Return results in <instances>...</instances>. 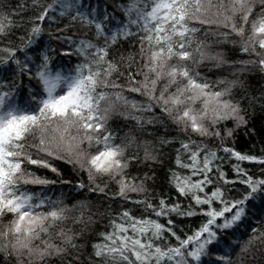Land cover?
Wrapping results in <instances>:
<instances>
[{"label":"snow or ice","instance_id":"6c2138e0","mask_svg":"<svg viewBox=\"0 0 264 264\" xmlns=\"http://www.w3.org/2000/svg\"><path fill=\"white\" fill-rule=\"evenodd\" d=\"M115 8L123 19L92 0H30L27 7L0 0L2 264H243L250 246L264 241V231L253 227L247 241L233 238L225 245L228 251L222 250L221 237L243 226L249 202L264 206V149L256 155L229 146L234 129L227 122L247 123L233 95L243 85L240 76L264 74V0H127ZM25 11L30 12L26 17ZM193 22L228 28L221 35H235L238 40L231 43L249 59L229 61L223 52H211L197 38ZM130 37L139 42V60L116 47ZM206 63L227 66L236 78L209 80L200 72ZM126 92L147 102L130 99ZM156 108L185 138L175 149L177 170L169 169L168 176L177 197L161 196L153 203L144 194L155 176L146 171L142 178H129L128 170L134 162H162L161 148L176 143L160 138V147L150 149L145 141L139 156L134 133L158 122ZM117 116L134 122L123 137L110 126ZM53 160L86 173L87 184L81 179L74 185L79 190L106 195L107 183L97 181L107 177L118 187L110 198L137 206L141 215L132 208L109 213L111 231L101 233L103 242L85 253V245L76 242L83 231L74 234L61 225L75 207L82 211L74 220L82 222L88 204L69 208L48 194L51 189L29 187L58 183L38 172L46 169L61 177ZM225 160L232 162L231 176ZM245 162L256 168L244 167ZM59 183L72 181L61 178ZM129 193L144 198L131 199ZM259 210L264 214V207ZM193 217L198 225L185 231L181 225ZM235 244L240 252L234 262Z\"/></svg>","mask_w":264,"mask_h":264},{"label":"trees","instance_id":"16d2710c","mask_svg":"<svg viewBox=\"0 0 264 264\" xmlns=\"http://www.w3.org/2000/svg\"><path fill=\"white\" fill-rule=\"evenodd\" d=\"M122 2H127V0H92L93 5L99 4L100 8L107 7L109 12H115V15L119 19H123V14L116 10L115 5ZM217 0H213V3H216ZM228 0H225L227 3ZM13 6H18L24 4L27 7V4L30 3V0H12ZM215 11V9H212ZM30 14L29 11L23 12V15L26 17ZM237 23L239 22V17L236 18ZM192 26L199 29L196 36L199 40L205 41L209 46V50L213 53L223 52L225 57L229 61H239L247 60L249 57L240 53L239 45L235 47L231 43L233 40H238L235 35H230L225 38L222 36V33L229 32L228 28L218 26L216 24L211 25H201L198 22H193ZM47 27V25H45ZM54 31V28H53ZM47 33H45V39H48ZM131 41V43L129 42ZM55 43V41H53ZM116 47L123 52L125 55L128 54H137L136 58L139 60V42L136 37H130L129 40H121L118 42ZM238 66V65H237ZM202 75H206L209 80H215L220 76L227 77L228 79H234L236 77L231 75V69L227 66L222 68H216L211 63H206L200 68ZM24 79V84L28 83L27 78ZM240 79L243 80V85L238 86L233 90V95L236 99L241 101V107L243 109L242 114L245 115L247 121L246 124L236 127L234 122L228 121L227 126L234 129L233 136L226 141L229 146L234 147L237 151L260 155L261 149H264V74L259 72H247L240 76ZM120 82L123 83V78H120ZM23 91L26 92L27 88H23ZM130 99H135L138 102H147V98L138 93H125ZM255 97V99H253ZM146 116H152V113H145ZM155 117L158 118V122L154 125H147L143 133L138 130L135 131V135L138 137L137 143L139 147V156L142 158L144 153V143L148 142L147 146L151 148H158L159 139H175L176 143L172 145L165 146L161 148L159 153V159L162 161L160 163L148 165L139 164L134 162L133 166L128 170L129 178L136 176L142 178L144 173L147 171L150 174L155 176L154 180H149L147 182L149 191L144 194L147 195L153 203H156L158 199L163 196L164 198L172 197L175 199L177 193L175 189L171 187L168 182L169 169L177 170L175 165V149L179 147L178 141L185 138L184 134L181 133L176 125L172 124L171 120L164 116L159 110L155 109ZM119 125L117 128L116 126ZM110 126L115 128L118 132L119 137H123L126 133L134 127V122L131 120L125 121L120 117H114L113 121L110 122ZM224 125H221L223 128ZM151 133V135H148ZM195 140H200L201 138L193 135L192 137ZM117 143H120L118 138ZM209 143L216 144V141H209ZM83 147L87 148L85 144ZM135 148V146H134ZM95 148L90 151L95 152ZM132 154L130 150L129 155ZM223 155V153H221ZM234 162V161H233ZM52 163L59 169L61 177H57L54 173H51L46 169H39L38 172L41 175H46L50 179H56L58 181L55 185L49 186H29L34 187L35 191H40L43 187V190L47 191L51 189L52 191L48 194L51 195L54 199L59 198L64 201V203L69 207L78 205L81 201H85L88 204V209L83 210L84 218L80 223H76L74 218L80 216L82 209L75 207L73 211L67 213L69 217L61 227L65 229H71L72 233L79 234L83 231V234L78 236L77 243L85 245L83 251L85 253H91L92 244L102 243L103 237L101 233H106L111 231L110 227V218L119 213L122 208H132L134 215H141L139 211L136 210L137 206L131 205L125 201H122L119 197L116 199H111L114 193L118 191V187L115 182L108 181L107 177L99 179L97 182L102 186L107 183L105 189V194L89 192L87 187L83 190L74 188V185L81 179L87 184V175L78 170L71 164H67L61 160H53ZM231 163L228 160L224 161V167L226 171H229V175L232 173L230 171ZM247 168H256L255 165L248 164L245 162L243 165ZM179 171L186 173L187 170L179 169ZM63 178L65 180H71V184H62L59 183V180ZM195 179V178H194ZM139 183V179L136 181ZM144 195H137L135 193H129L131 199H143ZM181 202L187 204V201L184 198H180ZM262 206L259 202H249V213L248 218L243 221V226L236 228L234 230H229L231 235L222 236L221 239L224 241V245L221 246L222 250L228 251L225 245L230 244L233 238H239L241 241H247L252 235V228H258L264 231V214L259 210ZM111 213V216L109 215ZM144 215H150L145 213ZM91 218V219H89ZM199 220L195 217L190 220H186L181 225L185 228V231L190 232V228L197 226ZM56 231L55 229L53 230ZM258 235V233H257ZM3 243V240L0 239V244ZM175 243V241H173ZM240 252V244L233 245V250L231 251V256L233 261H236L237 253ZM3 256L0 254V264H2ZM12 264H15L14 260ZM54 264H59L58 261H55ZM243 264H264V241H255L250 246V251L244 254Z\"/></svg>","mask_w":264,"mask_h":264}]
</instances>
